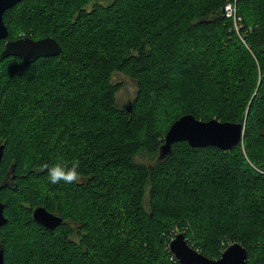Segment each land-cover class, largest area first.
<instances>
[{"label":"trees","instance_id":"16d2710c","mask_svg":"<svg viewBox=\"0 0 264 264\" xmlns=\"http://www.w3.org/2000/svg\"><path fill=\"white\" fill-rule=\"evenodd\" d=\"M59 1L58 15L56 0L3 14L0 53L21 37L61 46L33 62L0 56L4 263L180 264L168 243L182 231L208 258L238 241L248 264H264V0H234L237 28L220 13L233 0ZM70 67L85 75L73 79ZM114 73L135 84L130 111ZM183 114L244 123L241 142H176L158 159ZM61 159L79 161L78 182L52 184L41 171ZM39 205L63 223H36Z\"/></svg>","mask_w":264,"mask_h":264},{"label":"water","instance_id":"95a60500","mask_svg":"<svg viewBox=\"0 0 264 264\" xmlns=\"http://www.w3.org/2000/svg\"><path fill=\"white\" fill-rule=\"evenodd\" d=\"M22 0H0V40L8 35L7 26L3 21L4 12ZM220 13L224 15L223 8ZM61 52L59 42L51 36L33 39L21 37L6 40L1 50L2 58L8 56L21 57L25 62H33L40 57L57 56ZM127 111L131 110V102ZM244 123L220 121L212 118L201 120L192 114H183L175 119L167 129L163 142L159 147L158 159H163L171 152V147L176 142H187L191 147L214 146L221 150H230L241 142ZM4 145L0 144V163L3 156ZM4 186V185H3ZM4 204L0 200V227L6 223L3 212ZM33 220L47 230H54L62 224V216L52 213L44 206H36L32 210ZM168 248L176 261L180 264H248L247 250L238 241L228 244L217 258H208L194 249L187 242L182 231L176 232L168 243ZM0 264L4 263L3 251L0 248Z\"/></svg>","mask_w":264,"mask_h":264},{"label":"rangeland","instance_id":"374dc122","mask_svg":"<svg viewBox=\"0 0 264 264\" xmlns=\"http://www.w3.org/2000/svg\"><path fill=\"white\" fill-rule=\"evenodd\" d=\"M58 2V4L55 6L54 8V13L56 15L60 14V1L56 0ZM100 2L107 4L108 1L110 0H99ZM50 10L52 11V8H50ZM61 20V18H57V21L59 22ZM110 33H112L111 30H109ZM93 43H95L96 45H100L101 41L99 40H93ZM72 71V72H71ZM69 73H71L70 75H73L71 77H73V79L75 78L76 75L81 76V75H85L84 72L80 71L78 68H76L75 70H73L72 67H70ZM64 75L60 76V79H64ZM113 80L115 82L119 81L122 82V88L117 92L116 94V98H117V103L120 107H127L128 104L130 103V101L132 100V98L134 97V93H135V84L132 81V79H130L127 76H124L120 73H114L113 75ZM37 79H39L40 81L44 82V81H48L50 79L49 77V73L46 72H41L39 74V76L37 77ZM72 81V80H71ZM78 85V91H85V78L84 81H81ZM78 129H81L80 127H77ZM146 201V198H145ZM179 232V231H178Z\"/></svg>","mask_w":264,"mask_h":264},{"label":"clouds","instance_id":"9594fccd","mask_svg":"<svg viewBox=\"0 0 264 264\" xmlns=\"http://www.w3.org/2000/svg\"><path fill=\"white\" fill-rule=\"evenodd\" d=\"M41 171H46L50 183L57 184L61 181L65 183H76L80 180L79 161L74 160L71 164L57 160L53 164H43Z\"/></svg>","mask_w":264,"mask_h":264},{"label":"built area","instance_id":"2783aa9c","mask_svg":"<svg viewBox=\"0 0 264 264\" xmlns=\"http://www.w3.org/2000/svg\"><path fill=\"white\" fill-rule=\"evenodd\" d=\"M223 12H224V16L231 18L235 28H237V22L240 21V17L237 15L236 12V3L235 1H228L225 3L224 7H223Z\"/></svg>","mask_w":264,"mask_h":264},{"label":"flooded vegetation","instance_id":"af4514ba","mask_svg":"<svg viewBox=\"0 0 264 264\" xmlns=\"http://www.w3.org/2000/svg\"><path fill=\"white\" fill-rule=\"evenodd\" d=\"M13 179H14V176H12V178L9 180V181H7V180H2V185H4L5 187H10L11 186V184H12V182H13ZM59 226V225H58ZM57 226V227H58ZM56 227V228H57Z\"/></svg>","mask_w":264,"mask_h":264},{"label":"bare ground","instance_id":"6f19581e","mask_svg":"<svg viewBox=\"0 0 264 264\" xmlns=\"http://www.w3.org/2000/svg\"><path fill=\"white\" fill-rule=\"evenodd\" d=\"M238 23V22H237ZM233 25H234V23H233ZM234 27H235V25H234Z\"/></svg>","mask_w":264,"mask_h":264}]
</instances>
